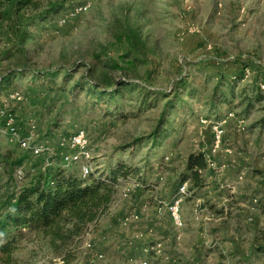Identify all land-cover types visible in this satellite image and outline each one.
<instances>
[{
  "label": "rangeland",
  "instance_id": "rangeland-1",
  "mask_svg": "<svg viewBox=\"0 0 264 264\" xmlns=\"http://www.w3.org/2000/svg\"><path fill=\"white\" fill-rule=\"evenodd\" d=\"M16 20L18 29L23 15ZM57 24L58 28L36 32L37 43L29 47L35 67L70 65L76 60L92 64L94 53L99 52L102 63L118 61L109 71L113 77L142 83L151 93L146 103L143 90L138 89L127 91L118 105L98 104L87 100L85 93L72 97L47 88L39 91L38 84L27 77L15 84L21 99L2 98L0 107L15 114L21 134L34 123L38 142L52 148L51 154L41 156L28 152L27 169L38 162L43 166L50 161L61 163L65 152L61 139L81 127L88 132L93 175L106 176L120 161L151 168L144 177L153 185L148 190L133 176L119 179L114 203L70 245L75 256L67 264H264V256L253 251L255 230L261 224L258 204L264 195V130L253 123L264 115V99L250 104L247 95L235 96L231 111L241 114L245 126L228 121L217 150H213L210 124L201 121L211 114L207 103L218 82L215 74L232 72L246 63L251 67L245 69L247 79L264 68V0H98L87 11ZM135 28L144 48L131 49L133 54L122 58L121 53L132 46L128 33ZM16 29L0 28V73L14 61L3 59V54L16 40ZM102 63L97 62L98 68ZM182 79L194 94L179 103L172 122L175 132L159 146L139 142L123 147L149 134L157 124L165 100L153 90H177ZM5 132L0 130V207L25 182L2 161V155L8 146L28 155ZM196 149L213 152L210 189L214 194L222 192L218 206L228 204L231 212L220 216L215 209L204 208V199L186 197L180 206L183 224L177 226L168 200L163 199L187 153ZM163 155L166 158L160 161ZM65 166L81 174L80 164ZM132 213L139 218L124 225V218ZM151 243L161 247L147 257L148 251L142 248ZM98 253L104 256L99 258ZM34 263L66 264L61 256L42 252Z\"/></svg>",
  "mask_w": 264,
  "mask_h": 264
},
{
  "label": "trees",
  "instance_id": "trees-1",
  "mask_svg": "<svg viewBox=\"0 0 264 264\" xmlns=\"http://www.w3.org/2000/svg\"><path fill=\"white\" fill-rule=\"evenodd\" d=\"M79 1L0 0V28L7 25L16 29L17 23L14 24L17 17L19 15L24 17L22 26L16 29V40L3 54V59L13 58L14 61L0 73V106L4 103L3 97L8 98L11 92L17 91L14 89L17 79L27 77L31 79L32 84H38L35 87L40 88L39 91L47 88L58 95L72 97L85 93L87 100L98 104L118 105L120 100L126 98L127 91L133 92L138 89L143 90L141 91L145 97L143 100L147 102L148 94H151L148 87L142 83L128 82L125 78L113 77L109 71L118 66V61L111 59L102 63L99 52L94 53L92 64L76 60L70 65L35 67L29 55V47L37 41L36 32L58 28L57 23L61 17L71 12ZM127 39L132 46L121 53L122 58H129L133 54L131 49L144 48L145 43L138 34V29H131ZM97 62L102 63V66L98 68ZM248 66L249 64L243 63L242 67L236 68L237 70L221 71L214 75L218 82L208 99V110L211 114L207 117L214 120L224 118L227 112L233 109L232 103L238 93L241 96L247 95L250 104L252 100L264 99V68L253 71L246 79L244 74ZM83 67L85 69L81 71ZM241 81L246 83H243L240 89ZM178 83L177 90H153L156 97L161 94L165 100L157 124L149 134L137 137L134 142L123 147L139 142H151L152 146H159L175 132L172 122L177 107L179 103L184 102L185 96L194 94L193 89L187 88L184 79ZM19 92L21 93L20 90ZM150 103L149 101L148 104ZM236 115L237 118L244 119L241 114ZM253 124L264 130V115ZM28 152L31 154V151L27 150ZM210 152L196 149L187 153L183 168L177 170L176 177L171 183L168 198L163 200H168L169 204L173 203L181 195L180 187L188 182L183 201L186 197L188 200L204 199V208L215 209L217 215L225 216L231 212L228 204L218 206L220 201L217 200H221L222 192L214 194L210 189L212 182L208 172L210 162L213 160V154ZM29 153L20 155L14 148L8 146L2 155V161L14 168L15 175L17 169L24 166V175L20 180L25 182L0 207V264H35L41 252L61 256L66 264L71 262L75 255L71 249L69 250L70 245L109 210L116 199L120 178L128 180L133 176L141 181L143 188L147 190L153 186L144 178L145 172L151 168L147 169L140 165L120 161L108 169L106 176H95L93 172L83 176L65 166L63 160L61 163L56 161L46 168L38 162L27 169L24 164L30 157ZM164 158H166L164 155L161 156L160 161ZM32 167L35 168L34 171ZM217 188L214 186V189ZM259 200L257 213L261 224L255 230L257 234L253 251L264 256V195ZM154 246L156 243L142 248L143 252L146 248L149 249L147 257L156 254L155 249H152Z\"/></svg>",
  "mask_w": 264,
  "mask_h": 264
},
{
  "label": "built area",
  "instance_id": "built-area-1",
  "mask_svg": "<svg viewBox=\"0 0 264 264\" xmlns=\"http://www.w3.org/2000/svg\"><path fill=\"white\" fill-rule=\"evenodd\" d=\"M96 1L98 0H80L76 4V6H74V8L71 10V12L61 17L59 22L63 23L71 16L87 11L88 8L91 6V4ZM22 97L23 96L21 95L19 91H13L10 93L8 99L10 100L21 99ZM0 116H3L2 122H1L3 126H0L1 127L0 130L1 131L5 130L6 131L5 133H9L11 136V139L14 141H17L21 149L30 150L32 155L34 156H41L44 153L51 154L52 148L50 145L48 146L47 144H44L43 142H38L39 133L34 123H29L25 134L22 135L20 128L17 125V119L14 113L10 112L5 107H0ZM231 120L239 122L241 125L239 124L238 126L240 127L245 126V124L242 125L244 121L240 120V118H237V115L234 111L227 112L225 117L220 120H214L213 118H209V117L201 118V121L203 123L210 124L212 128L213 141H214L213 150H217V148L220 146L222 140L224 139L225 124ZM88 142H89L88 132L83 127L78 128L75 132L67 136H64L60 141V147L64 149L65 151L63 155L64 157L63 162L66 165H70L73 163L80 164L81 174L83 176H88L90 173L93 172V167L91 163V159H92L91 152H89V150L87 149ZM211 154H213L212 151H211ZM213 162L214 161L211 160L210 166L213 164ZM53 164L54 162L50 161L47 163V165L43 166V168H46L47 166H51ZM34 170L35 168L32 167V171ZM24 171H25L24 166L19 167L16 172L17 177L22 178V176L24 175ZM136 183L140 186L138 182ZM187 186H188V182H185L180 187L181 195L178 196L174 200V202L169 205L170 206L169 208H170V211L173 217V221L177 226H181L183 224L182 217L180 215V206L187 192ZM127 193L128 191H125V195H127ZM137 218H139L138 213H132L130 216H127L126 218H124L123 223L124 225H126L132 219L134 220ZM159 246L161 247L160 243L152 247V249H155L157 253ZM145 250L149 251L148 248H146ZM159 250H161V248ZM97 256L101 258L104 256V254L98 253ZM143 263L147 264V261H144Z\"/></svg>",
  "mask_w": 264,
  "mask_h": 264
}]
</instances>
